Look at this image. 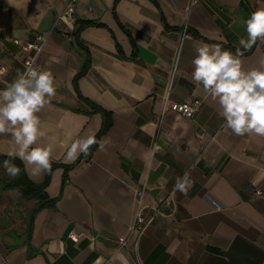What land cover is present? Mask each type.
<instances>
[{
    "label": "crops",
    "instance_id": "1",
    "mask_svg": "<svg viewBox=\"0 0 264 264\" xmlns=\"http://www.w3.org/2000/svg\"><path fill=\"white\" fill-rule=\"evenodd\" d=\"M64 8L65 0H0V89L24 70L13 41L32 33L48 36L38 68H50L58 85L39 114L42 143L54 146L46 189L54 204L29 235L37 202L5 189L18 176L0 163V264H264V137L232 134L191 76L197 43L235 53L264 0H79V37L57 21ZM246 52L244 66L254 67L264 45ZM83 100L113 125L103 151L68 162L71 143L104 124ZM195 100L194 119L164 113L166 102ZM8 147L0 137L1 157ZM185 171L194 181L187 196L173 191ZM26 176L40 185L48 173ZM141 208L150 223L139 234Z\"/></svg>",
    "mask_w": 264,
    "mask_h": 264
},
{
    "label": "clouds",
    "instance_id": "2",
    "mask_svg": "<svg viewBox=\"0 0 264 264\" xmlns=\"http://www.w3.org/2000/svg\"><path fill=\"white\" fill-rule=\"evenodd\" d=\"M246 38L238 41L235 53L220 44L198 42L192 59V81L205 98L219 106L218 115L224 126L238 137H264V55L256 66H244V52L259 42L264 45V8L251 12L244 21ZM183 41H181V47ZM58 85L50 68L26 66L17 70L14 78L0 89V137H7L9 147L4 153L8 159L3 167L10 178H16L21 168L12 161L19 159L24 170L33 177H42L51 171L54 146L42 143L48 133L42 126L40 113L51 105ZM101 151L106 141L96 139L94 132L75 139L67 148L65 160L75 161L81 154L87 157L93 145ZM191 174L175 178L173 191L187 196L193 187Z\"/></svg>",
    "mask_w": 264,
    "mask_h": 264
},
{
    "label": "built area",
    "instance_id": "3",
    "mask_svg": "<svg viewBox=\"0 0 264 264\" xmlns=\"http://www.w3.org/2000/svg\"><path fill=\"white\" fill-rule=\"evenodd\" d=\"M79 0H65V8L61 14L57 16V21L65 23L69 29L72 31H77V24L75 23V14L77 12ZM48 36L40 33H32L26 39H17L14 40V44L20 48V52L23 55V69L25 70L26 66H31L38 68V61L41 55L43 54L47 44ZM3 42V38L0 37V43ZM1 52V47H0ZM178 66L175 65L173 74L177 72ZM39 69V68H38ZM5 73V69L0 70V75ZM201 106V102L198 100L188 101L182 104L166 102L164 106V113L173 112L181 117L187 119H194L198 109ZM145 194V188L138 192L139 199L142 200ZM148 222L144 216V209L141 208L137 214L136 224L133 231L141 234L145 228L148 226ZM74 239L75 236H72ZM125 239L120 240L121 245H125Z\"/></svg>",
    "mask_w": 264,
    "mask_h": 264
},
{
    "label": "trees",
    "instance_id": "4",
    "mask_svg": "<svg viewBox=\"0 0 264 264\" xmlns=\"http://www.w3.org/2000/svg\"><path fill=\"white\" fill-rule=\"evenodd\" d=\"M77 26H78V28H77V31L75 32V35L77 37H79L86 26H84L83 24H79V23H77ZM223 49H227V48L223 47ZM252 49L247 51L246 53L247 54L250 53L252 51ZM83 105L85 108V112H87L89 115L95 114V113H101L103 115V118H104L103 128H102L100 134L98 136H96V139L98 141H100L101 138L103 137V135L105 133H107V131H109V129L113 125L112 116H111V114L104 111L103 109H101L97 105H95L91 102H88L86 100H83ZM98 146H99V144L93 145L90 149V154L87 157L82 155L81 160L82 161L83 160L84 161H90L93 158ZM5 159H8V157H1L0 156V163H3V161ZM12 162L21 168V172L15 181L7 184L5 189H17L21 192L22 197L24 199H26L27 201L37 202L36 208L31 212V214L29 216V235H30V233L33 230V222H34V218L37 215V213H39L42 209L46 208L47 205L54 204L53 200H49V198L46 194V189H47V186L49 184L50 174L54 171V169L57 167V165L52 164L51 171L48 172L47 180L43 184L38 185V184L32 183L27 178L26 172H25L24 167H23L21 162H19L16 159L13 160ZM75 165H73L71 167H65V170L68 171V170L72 169Z\"/></svg>",
    "mask_w": 264,
    "mask_h": 264
},
{
    "label": "rangeland",
    "instance_id": "5",
    "mask_svg": "<svg viewBox=\"0 0 264 264\" xmlns=\"http://www.w3.org/2000/svg\"><path fill=\"white\" fill-rule=\"evenodd\" d=\"M30 207H31V205L29 204V205H28V209H30ZM29 216H30V214H29ZM28 219H29V218H28Z\"/></svg>",
    "mask_w": 264,
    "mask_h": 264
}]
</instances>
